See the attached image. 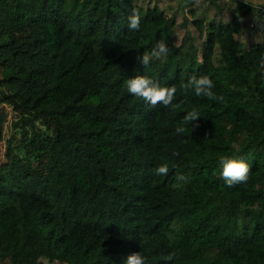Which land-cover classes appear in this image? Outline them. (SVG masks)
Returning <instances> with one entry per match:
<instances>
[{
  "label": "trees",
  "instance_id": "1",
  "mask_svg": "<svg viewBox=\"0 0 264 264\" xmlns=\"http://www.w3.org/2000/svg\"><path fill=\"white\" fill-rule=\"evenodd\" d=\"M136 75L175 86L173 104L128 93ZM202 75L222 99L185 93ZM5 105L0 264H264V6L0 0ZM224 157L248 164L246 183L226 185Z\"/></svg>",
  "mask_w": 264,
  "mask_h": 264
},
{
  "label": "clouds",
  "instance_id": "2",
  "mask_svg": "<svg viewBox=\"0 0 264 264\" xmlns=\"http://www.w3.org/2000/svg\"><path fill=\"white\" fill-rule=\"evenodd\" d=\"M245 2H247V0H245ZM140 25L141 14L138 9H133L128 16V29L129 31H137L140 29ZM167 50L166 43L164 41H160L153 48L151 56L159 58L162 54H166ZM137 58L141 60V62L146 66L150 60L148 54H142V56H138ZM125 83L128 93L142 98L144 102L152 108H155L158 105H163L165 107L172 105L177 93V88L175 86H161L157 83H154L151 79L144 75L130 77ZM182 87L185 93L191 90L198 97H207L210 100L222 99L217 97L212 91L214 83L206 75H202L200 77L192 76L186 83L182 85ZM198 115L199 113L196 110H193L188 112V114L184 117V120L185 122H192ZM175 131L177 133H183L185 129L184 127H177ZM220 164L222 167V178L228 187H232L239 183H246L248 181L249 166L243 159L224 157L221 158ZM154 171L158 175L166 176L169 171L168 165L162 164ZM177 179L183 180L184 176L180 175L177 177ZM171 258V256L168 257V259ZM125 264H148V262L147 258L142 256L140 252H135L127 257Z\"/></svg>",
  "mask_w": 264,
  "mask_h": 264
},
{
  "label": "rangeland",
  "instance_id": "3",
  "mask_svg": "<svg viewBox=\"0 0 264 264\" xmlns=\"http://www.w3.org/2000/svg\"><path fill=\"white\" fill-rule=\"evenodd\" d=\"M249 2H253L257 5H260V7L264 6V0H247ZM248 36L247 34H245ZM244 37V33H243ZM244 39V38H243ZM14 119V113L11 110V107L9 105H5L3 110L0 112V162L5 160V140L9 137H11L14 132H16V128L12 125V121ZM41 262H45L46 260L41 258Z\"/></svg>",
  "mask_w": 264,
  "mask_h": 264
}]
</instances>
